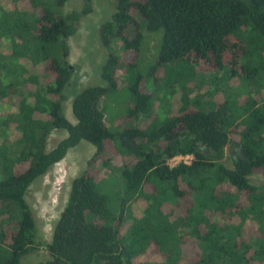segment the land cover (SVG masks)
Here are the masks:
<instances>
[{"label":"trees","instance_id":"trees-1","mask_svg":"<svg viewBox=\"0 0 264 264\" xmlns=\"http://www.w3.org/2000/svg\"><path fill=\"white\" fill-rule=\"evenodd\" d=\"M25 1L0 6V264L42 246L26 194L82 141L119 175L117 194L101 191L96 170L72 180L36 264H141L149 252L155 264H264V183L250 180H264V0H112L98 30L107 86L73 96L74 123L62 109L68 39L91 0L68 13L69 0ZM144 31L157 37L148 64ZM103 98L114 101L112 128ZM53 131L66 136L48 148ZM179 155L192 160L170 166Z\"/></svg>","mask_w":264,"mask_h":264},{"label":"rangeland","instance_id":"rangeland-1","mask_svg":"<svg viewBox=\"0 0 264 264\" xmlns=\"http://www.w3.org/2000/svg\"><path fill=\"white\" fill-rule=\"evenodd\" d=\"M51 1L54 2V0ZM12 3H16L18 11L30 6L25 0H1L0 6L8 11L11 9ZM91 5L92 12L82 17L79 29L75 35L68 39L70 48L68 61L73 69L72 78L67 89V98L63 103L62 109L65 117L72 123L75 122L71 112L73 96L88 86H107V82L101 78V68L106 61L107 53L100 42L98 30L101 24L111 20L115 8L112 0H91ZM83 6L82 0H69L61 10L64 13H68L73 10H80ZM7 41L8 39H5L4 42L7 43ZM156 45L157 37L144 31L141 51V59L144 64L152 62L156 53ZM111 48L117 55H121V42L118 38H114ZM26 65L30 66L29 63H26ZM122 74V71H118L116 76L121 78V85L123 86ZM142 90L147 93L155 92L152 83L148 80L143 81ZM158 93L160 95V91ZM155 95L157 99L155 97L154 113L161 106L159 103L160 97L158 98L157 93ZM113 102V100L103 98L102 103H100V106L103 104L104 107L102 108L104 109L108 106L109 111L104 112V117L109 128L113 126L111 123L113 114L110 109ZM118 102L120 101L115 100L114 105L116 107L118 106ZM172 103V111L176 112V97L172 99ZM122 108H124V105H122ZM120 118H123V113ZM65 136V131H53L47 140L48 148L54 146L58 140ZM16 151V147L11 149L13 153ZM94 153L95 148L91 144L82 141L75 148L71 149L66 157L54 165L43 177L32 182L26 194V201L34 214L37 239L42 242V246L39 250L24 256L20 264H36L49 258L45 246L50 242L54 224L66 206L72 180L82 176L87 170H96L97 182L101 191L111 198L116 196L120 183L119 175L110 174L104 169L100 165L101 159H94ZM225 165L230 167V162H226ZM250 180L258 186L264 183L263 178L258 173L253 174ZM247 224H251V222ZM159 260L157 255L149 252L146 261L141 264H155Z\"/></svg>","mask_w":264,"mask_h":264},{"label":"built area","instance_id":"built-area-1","mask_svg":"<svg viewBox=\"0 0 264 264\" xmlns=\"http://www.w3.org/2000/svg\"><path fill=\"white\" fill-rule=\"evenodd\" d=\"M191 160H192V156H189V155H186V156L179 155V156H176V157L172 158L169 161V165L170 166H175V165H178L180 163L189 164Z\"/></svg>","mask_w":264,"mask_h":264}]
</instances>
